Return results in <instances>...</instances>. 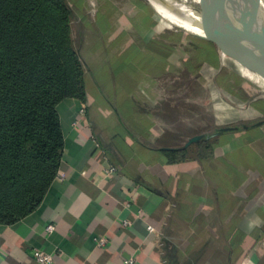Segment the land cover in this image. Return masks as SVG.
I'll return each mask as SVG.
<instances>
[{"label":"crops","instance_id":"obj_1","mask_svg":"<svg viewBox=\"0 0 264 264\" xmlns=\"http://www.w3.org/2000/svg\"><path fill=\"white\" fill-rule=\"evenodd\" d=\"M121 1L89 0L79 18L93 66L85 100L58 103L57 173L31 212L0 224V264H38L34 248L49 264H264V121L207 135L160 128L155 101L132 94L157 61L151 22L140 23L146 3ZM93 11L100 18L85 22ZM175 148L183 157L171 162Z\"/></svg>","mask_w":264,"mask_h":264},{"label":"trees","instance_id":"obj_2","mask_svg":"<svg viewBox=\"0 0 264 264\" xmlns=\"http://www.w3.org/2000/svg\"><path fill=\"white\" fill-rule=\"evenodd\" d=\"M73 20L66 0H0V224L39 204L63 150L57 105L85 100ZM203 47L182 61L187 70L214 63L213 49ZM168 151L171 162L183 157L181 148Z\"/></svg>","mask_w":264,"mask_h":264},{"label":"rangeland","instance_id":"obj_3","mask_svg":"<svg viewBox=\"0 0 264 264\" xmlns=\"http://www.w3.org/2000/svg\"><path fill=\"white\" fill-rule=\"evenodd\" d=\"M66 1L71 6L73 16L76 19L71 22L74 45L84 63L85 70L93 69L92 65H87L88 48L91 47V45L87 47L88 39L86 40L85 33L88 30L79 19L82 12L86 13L85 6L89 4V0ZM140 1L146 3L140 6L143 14L142 17L138 15L140 23L142 21L151 22L147 29L148 32L144 34L145 39L148 40L153 37L150 38V41L153 40L152 42L155 43L158 52L156 65L151 67V75L145 76V82L142 83L145 87L141 85L132 94L134 93L141 101H155L154 103L158 106L157 114L160 113L157 117L161 118L162 124L165 123L160 125V128L169 126L168 129H173L174 134L182 132L186 135L202 132L207 135L218 127L249 125L264 121V92L262 91L264 88V67L260 71L251 68L227 54L226 51L224 55V50L219 49L212 42L194 39L193 36L178 30L169 22L175 23V20L181 18L198 21L199 16L191 5L201 6L200 0H164L167 3H172L175 9L170 20L159 12V14L156 13L146 0ZM119 2L121 5L123 4L121 0ZM205 6L213 10H220L219 12L229 20H237L238 25L241 21L247 20L250 32L248 34L243 33L245 38L248 41L251 40L253 45L264 43V30L262 32L261 27L258 24L255 25L254 21L250 22V16L243 12L247 11L256 16L254 11L239 5L236 6L237 8L233 5H224L220 3V0L213 5L214 7L210 4H205ZM90 7L92 6H88L89 9H93ZM91 15L96 19L100 18L98 12L94 11L92 14L87 13L88 18L85 22L90 20ZM129 23L132 29H141L139 20L133 16L129 17ZM203 45H210L215 54V61L213 64L201 63L199 69L193 73V71L187 70L182 61L192 55L196 48H204ZM128 53H131V50ZM106 61L105 68L107 69L112 61ZM121 65L122 62H116L114 64L115 70H118ZM244 70L254 73V76L252 77L251 73ZM86 78L88 79V76ZM111 78L113 77L111 76ZM125 85L128 86V84ZM130 85L133 87L132 83ZM110 87V84L106 86L109 90ZM130 110L132 108L126 107L121 109L120 114L123 112L127 115ZM166 111L170 114L166 115ZM181 141L182 139H179L177 143Z\"/></svg>","mask_w":264,"mask_h":264},{"label":"water","instance_id":"obj_4","mask_svg":"<svg viewBox=\"0 0 264 264\" xmlns=\"http://www.w3.org/2000/svg\"><path fill=\"white\" fill-rule=\"evenodd\" d=\"M152 9L158 13L159 6L164 10L174 13L172 3L164 0H146ZM242 5L249 7L250 5L246 0H233ZM177 3V2H175ZM178 4V3H177ZM221 6V5H220ZM199 16V26L202 31H194L183 27L177 23H171L172 26L181 30L190 36L210 41L215 44L219 49H223L227 54L231 55L243 64L261 70L264 67V43L253 45L252 41L245 38L243 32L237 28V25L229 20L220 10H213L203 6L191 5ZM219 7V6H218ZM252 10L254 14L264 22V9L261 0H254L252 3ZM159 14V13H158ZM230 129L224 127L221 130ZM203 137L202 134H196L187 139L182 147H186L192 142L198 141ZM167 150L168 148L162 147Z\"/></svg>","mask_w":264,"mask_h":264},{"label":"bare ground","instance_id":"obj_5","mask_svg":"<svg viewBox=\"0 0 264 264\" xmlns=\"http://www.w3.org/2000/svg\"><path fill=\"white\" fill-rule=\"evenodd\" d=\"M86 1V0H85ZM92 2V1H91ZM90 2V3H91ZM218 2V0H200V5L201 6H203V7H206L205 6V4H210V5H215L216 3ZM254 2V0H246V4L248 3L250 6L249 7H247L246 5H242V4H240V3H238V2H235V1H233V0H220V3L221 4H224V5H229V6H237V5H239V6H242V7H244V8H248V10H250V11H253L252 10V3ZM261 2H262V6H263V9H264V0H261ZM226 3H228V4H226ZM85 4V3H84ZM181 6H184L182 3H179ZM214 7V6H213ZM232 8V7H231ZM237 8V7H236ZM157 11L162 15V16H164L166 19H168L169 18V20H170V18H172L173 17V11H172V13L171 12H168V11H166V10H164L163 8H161L160 6H159V8L157 9ZM94 12V11H93ZM92 12V13H93ZM243 12H246L247 14H248V16H250V19L251 20H249L250 22L251 21H254V24L256 25V24H258V26H260L261 27V31L262 30H264V22L263 21H261L260 20V18H258V17H256V16H254L253 14H251V13H249V12H247V11H243ZM199 20V19H198ZM176 22L175 23H177V24H179V25H182L183 27H185V28H187V29H190V30H194V31H202L201 30V27L199 26V23H198V21H196V20H194V19H188V18H181V19H178V20H175ZM232 21V20H231ZM232 22H234L237 26H239L238 28H240L241 29V31L243 32V33H245V34H248V32H250V29L248 28V26H247V20H244V21H241V23L238 25L237 24V20L235 21V20H233ZM174 23V22H173ZM252 24V23H251ZM253 25V24H252ZM253 28V27H252ZM260 30V29H259ZM263 32V31H262ZM226 53H225V51H224V55H225ZM242 65V64H241ZM243 66V65H242ZM248 68V67H247ZM250 69V68H249ZM244 71H246V72H249L248 70H244ZM249 73H251V72H249ZM251 76L253 77L254 76V73H251ZM264 92V91H263Z\"/></svg>","mask_w":264,"mask_h":264},{"label":"built area","instance_id":"obj_6","mask_svg":"<svg viewBox=\"0 0 264 264\" xmlns=\"http://www.w3.org/2000/svg\"><path fill=\"white\" fill-rule=\"evenodd\" d=\"M53 229V225L49 224L46 227V231L50 232ZM150 229V227H149ZM104 239H97L98 245H101L104 243ZM33 258L38 264H49L51 263L53 257L50 253L40 249V248H34L32 251ZM131 261V260H129Z\"/></svg>","mask_w":264,"mask_h":264}]
</instances>
